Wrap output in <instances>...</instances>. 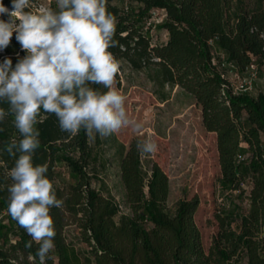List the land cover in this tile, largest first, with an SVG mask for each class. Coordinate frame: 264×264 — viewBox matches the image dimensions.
I'll return each instance as SVG.
<instances>
[{"label":"trees","instance_id":"obj_1","mask_svg":"<svg viewBox=\"0 0 264 264\" xmlns=\"http://www.w3.org/2000/svg\"><path fill=\"white\" fill-rule=\"evenodd\" d=\"M114 1L107 4L116 18L115 46L109 51L135 70L154 67L161 83L178 85L195 99L205 128L217 136L220 183L238 198L247 195V209L232 203L216 213L218 231L206 251L195 222L199 198L181 200L169 213L163 177L154 172L145 191L141 151L132 145L119 165L127 213L114 197L92 186L98 156L85 131L62 132L56 116L41 109L33 164H47V176L63 200L61 208L50 210L56 236L46 264H264V92L252 96L237 90L227 76L229 65L240 73L255 63L264 69V0H125L134 9ZM3 3L11 8V0ZM37 8L38 0H32L31 10ZM154 9L165 12V43L154 44L144 28ZM15 35L0 56V63L11 58L13 67L26 55ZM0 108L7 111L8 104ZM13 119L9 114L0 123V264H39L38 245L33 241L26 247L31 237L7 210L9 172L19 154L10 157L3 149L22 139ZM60 165L73 182L56 184ZM70 225L88 247L83 259L68 240Z\"/></svg>","mask_w":264,"mask_h":264},{"label":"clouds","instance_id":"obj_2","mask_svg":"<svg viewBox=\"0 0 264 264\" xmlns=\"http://www.w3.org/2000/svg\"><path fill=\"white\" fill-rule=\"evenodd\" d=\"M108 0H56L51 7L33 11L32 0H0V51L15 40L26 52L13 67L12 59L0 63V123L9 114L22 139L12 140L3 151L17 157L9 172L8 213L38 248L35 257L46 264L55 248L56 231L52 208H61L48 166L34 165L40 145L35 127L41 109L54 114L59 128L73 136L82 129L90 138L109 137L122 128L139 130L142 125L128 115L125 96L116 87L120 63L109 49L115 46L116 18L107 10ZM17 56L19 54L17 53ZM95 86H102L101 91ZM3 129H0L2 131ZM141 154L154 153L146 140Z\"/></svg>","mask_w":264,"mask_h":264},{"label":"rangeland","instance_id":"obj_3","mask_svg":"<svg viewBox=\"0 0 264 264\" xmlns=\"http://www.w3.org/2000/svg\"><path fill=\"white\" fill-rule=\"evenodd\" d=\"M113 3L125 9L135 8V5H128L125 0ZM54 5L57 6L56 0H38L37 11ZM164 19L165 12L154 9L151 18L144 24L154 44L165 43L168 39V32L161 26ZM3 54L4 50L0 51V56ZM118 61L120 71L116 77V87L125 96L129 117L142 127L139 130L133 127L122 128L106 138L98 134L94 139L89 137L98 156L95 164L98 178L92 180V186L100 189L104 195L114 197L128 213L120 177L122 153H126L132 145L138 148L139 144L151 140L156 145V151L141 154L147 180L145 191L148 192L153 174L157 172L166 183L165 204L169 213H174L179 201L197 196L200 205L195 214V222L203 246L208 251L218 231L216 213L232 203H238L242 211H245L247 195L238 198V192H230L220 183L222 174L217 136L205 128L202 109L195 99L178 85L161 83L154 67L135 70L125 59ZM227 76L234 86L243 84L247 88L246 92L252 96L264 92V69L257 63L245 73L229 65ZM57 171L59 178L56 184L62 186L73 182L65 166L60 165ZM243 187L248 189V182ZM67 237L77 257L83 259L89 254L77 227L70 225Z\"/></svg>","mask_w":264,"mask_h":264},{"label":"built area","instance_id":"obj_4","mask_svg":"<svg viewBox=\"0 0 264 264\" xmlns=\"http://www.w3.org/2000/svg\"><path fill=\"white\" fill-rule=\"evenodd\" d=\"M235 89H237V90H241V89L247 90V88H245L243 84H241L239 87L238 86L237 87L235 86Z\"/></svg>","mask_w":264,"mask_h":264}]
</instances>
